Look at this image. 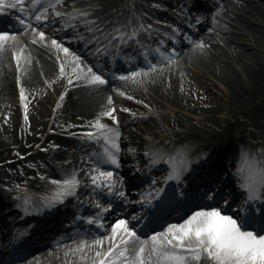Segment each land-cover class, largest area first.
I'll list each match as a JSON object with an SVG mask.
<instances>
[{
  "label": "bare ground",
  "instance_id": "bare-ground-1",
  "mask_svg": "<svg viewBox=\"0 0 264 264\" xmlns=\"http://www.w3.org/2000/svg\"><path fill=\"white\" fill-rule=\"evenodd\" d=\"M71 1L74 2V4L72 5L78 4L81 6L84 5L87 1H98L99 6L89 7L85 10V12L88 13L90 17H98L100 14L107 12V10L120 11V6L124 4V2H126V0ZM141 1L144 3L147 2L146 0ZM68 6H71V4H67V8H65V11H69ZM243 6L244 5H240L238 3V0L224 3L221 6L222 8L220 10H215L216 6L211 5L210 9L204 10L200 15V28L204 27L205 30L202 32L201 30L198 31L197 35H201L197 40L199 46L194 48L192 47V49H185L182 53L180 52V57L176 58L175 62L172 63L173 65L163 64L162 66H160V68L149 70V72L161 70L162 72L164 71V73H166V76L164 77L167 79L170 85L165 86L166 92L164 93L170 97L169 99H174L176 96V94H174L175 92H173L172 87H174L173 83L176 85L175 81H177V77L178 81L180 82L175 87H183V90H191L195 88V80L189 76V72L186 70H189L191 68L194 69L196 66H198L197 63L199 62L200 58L196 57L195 52L200 47L206 46V44L209 43L207 41L208 38L214 39L213 37H211L213 33L219 35L225 40H228L229 43L231 42V44L238 41L239 37H237L231 31H227L224 26H221L215 20H221L225 23H235L234 25H236V23L240 24L241 26H244V29H247L250 33L260 31L262 25L260 26V24L257 23L255 25L248 19H246L245 21L244 15L248 12V10ZM252 8H254L253 5ZM229 12H231L232 14L228 15ZM252 12L255 13L256 11L252 10ZM67 17L68 16L61 15L56 16L54 22L61 28V26L66 22L69 23L71 21H76L74 20V16H70V18ZM45 19L46 18H44L43 20L41 19L40 21H36V19H34V26L30 25L21 28L14 35L16 39L14 41H8L3 51H0V109H4V113L0 114V145L7 143H11L8 145H14V147L22 145V150H24L25 148L26 152L24 153L26 154L24 159L20 160V163H15L13 165L15 169H8L3 170L2 173L0 172V184L13 186L17 184H24L27 186H31L34 189L38 187L41 191L50 190V192H54L55 190H59L61 187L56 184L53 185L52 181H63L64 179L72 176H75L77 180L85 179L83 178V176H85L86 179H91L92 176H96L97 174L102 172V169L95 170L91 169V167H86L82 172H79V165L73 161L61 165L56 164L55 161L58 158L63 159L73 157L74 154L67 153V149L62 147V145L64 146V143H70L73 141V139L66 138L64 141H62L61 145H56L53 147L50 143V139L52 137L57 138V142H61V138L63 137L61 131L67 132L72 130H80L85 131L87 134L92 133L94 136L100 135L111 138V133L92 127V124H94L97 119H99L102 124L107 125L109 128L118 133L120 131V128L115 126L111 118L101 115L106 111L112 110L114 105L112 101V97L114 95L112 88L109 85L104 86V84L91 85V87H86L83 89L84 92L82 93V95H79L75 98L72 97V91H74V88L72 86H68L67 88H65L62 93H59L56 115L54 116V119H52L53 116L50 113V105L54 101H57V99L55 98V94H49L47 90L38 91L35 89L36 82L34 78L40 73L38 71L54 77L53 81L57 85L59 84V86H62L64 76L61 77L59 68L60 65L57 64V62L60 61V56H62V63L67 74H69V72L72 71V69L76 66L73 62V57H79L80 69H82L83 71L87 72V66L86 61L83 57H81V54L80 56H78V52L74 54L69 50V55H65V53L60 48L54 47L51 43L53 40H55L57 44L62 46V48L70 47L71 49L75 50V47H73V43H69L63 40L61 37L63 34L67 35L68 38L70 36H73V32L71 31V29L64 31L61 28L62 30L57 33L55 32V27L52 26V21L50 19ZM206 26L208 27V29L206 28ZM40 32L44 33L43 40H40L39 38ZM33 41H35V43ZM233 48L235 50V47ZM21 49L23 50L22 53L20 52ZM207 49L209 50L211 58H216L217 56L223 58L225 56L223 51L218 47L216 43H214V41L211 42L210 46L207 47ZM53 51L55 53H58V60L55 59ZM17 53H19L21 56L19 68L17 67L16 60ZM242 54L243 53L241 52H236L235 56L238 55L239 57ZM251 54L253 53H249L250 56ZM252 58L253 61H257V63L254 65V62L251 61V63L253 64L250 63L251 65H246L244 69L245 71L247 70L249 74H251L250 79L256 82V80L261 79V76H264V61L260 60L256 56V54H253ZM63 59L66 61V63L63 61ZM58 63H61V61ZM203 64H207L208 66H210L207 61H203ZM169 70L170 72L167 73L166 71ZM218 77L221 79L222 74ZM240 77H242V72L236 73L235 76L229 79V81L225 82L226 85H228L231 90H233V98L230 99V96L228 95V100L232 101L235 99H239L240 93L243 98V101L240 102V105L242 107L241 110H245V112L248 114V123L254 124L258 119L264 116V113H262V111L259 110L257 108V105L255 104L257 99L264 91V87L261 84L257 85L255 82L252 85H243L242 83L236 84ZM9 78H11V80H8ZM71 78L72 76L70 77V79ZM127 83L128 81L120 80L116 83V86L117 88L121 89ZM211 84L212 83H210V85ZM68 85L70 84L68 83ZM16 87L20 92L21 89L24 90V106L22 109V115L19 116V118H24L22 122L20 121V119L16 118V106L11 105V94L13 90L17 89ZM170 94L174 95V97H171ZM180 95L181 94L179 93V96ZM109 98H111V103H109ZM176 98L178 99V97ZM250 103H252V105H249ZM27 105H29L30 107L33 105V108L29 110L26 107L25 110V106ZM48 105L49 110L46 112ZM152 106L154 105L152 104ZM245 106H247V108L243 109V107ZM5 111L8 113L6 114ZM25 116H27V120L25 119ZM49 124L50 131L46 132L45 128H47ZM135 128L139 129L140 126H136ZM178 133L181 135L180 132ZM201 134L202 136H204L203 140L198 138L199 136H201ZM201 134L195 131L190 132L189 130L185 135L191 137L192 139L199 140V143H197V145L201 146L203 143L216 146L214 144L216 143L214 141L216 136L214 133L212 134L211 132H207L204 135L202 132ZM127 141L130 143L136 142V136L134 133H132V130L127 132ZM162 141V139H159L156 142L159 145V143H161ZM115 143L118 147L122 144L117 137H115ZM192 143H196V141L192 140ZM187 145L191 146L189 143H187ZM139 168L141 169L140 166ZM114 176L115 173L112 172V177ZM93 185L94 184L92 182L89 185V188H91ZM183 222L184 221L180 223ZM111 236L112 233L108 237ZM103 240L104 245L102 248L96 247L94 245V242H90L84 243L90 247H85L83 248V250H79L82 244L80 243L70 247H65L66 249L68 248V250H65V248H63L62 250L59 249L58 251L37 253L36 256L27 258L23 262L17 264H93L94 260L96 259V251H106L107 247H109L108 240ZM147 241H149L150 247V238H148ZM138 247L139 240L130 248V254L133 249H136ZM207 263L210 264V262L204 260L200 262V264Z\"/></svg>",
  "mask_w": 264,
  "mask_h": 264
},
{
  "label": "rangeland",
  "instance_id": "rangeland-1",
  "mask_svg": "<svg viewBox=\"0 0 264 264\" xmlns=\"http://www.w3.org/2000/svg\"><path fill=\"white\" fill-rule=\"evenodd\" d=\"M65 1L69 2V0ZM138 1L139 0H127L123 4V6H121L124 9L131 3H137L138 5H140ZM231 1L236 0H223V2L221 1V3L224 4ZM219 3H216L214 5L216 6L215 10H220L222 8L221 6L223 4ZM238 3L240 5H244L243 7H246V9L248 10V12L244 15L245 21L246 19H248L255 25L256 23L260 24V26L262 25L260 31L250 33L247 29H244V26H241L240 24L236 23V25H234L235 23L232 24L227 22L226 24L221 20H215L216 22H218V24L224 26L227 31H231L239 38L237 42L231 44V42L229 43L228 40H225L219 35L213 33L211 37H213L214 39L208 38L207 41L209 43H207L206 46H202L197 49V51L195 52L196 57L200 58L199 62L197 63L198 66H196L194 69L191 68L189 70H186L189 72V76L195 80L194 89L183 90V87H175L180 82L178 81L177 77V81H175L176 85L173 83L174 87H172L173 92H175L174 94H176V96L174 99H169L170 97L164 92H166L165 86H168L170 84L164 77L166 76V73H164V71L162 72L161 70H157L155 72H143L139 77L136 78L135 81L132 80V82L127 83L121 89L117 88L116 86H111L114 93L112 101L114 103L113 106L115 110V119H112V121L117 126L121 124L123 125V127H119L121 130L119 131L120 135H126V129L134 130L136 126H140L142 127V129L139 128V130H146L145 128H152L151 130L158 129L160 133H167L169 135L172 134L175 137H178L180 135L178 132L183 134V136H186L185 134L189 130L190 132H199V134L203 132L204 135L207 132H211L212 134L214 133L216 135L215 138L221 139L226 135L225 131L229 129L230 126L235 125L237 128H240V131L246 135L248 141L251 142L254 146H263L264 116L258 119L254 124H249L246 121L248 114L245 112V110H241L242 107L240 105V102L243 101L242 95L239 93V99H235L232 101L228 100L229 96L230 99L233 98V90H231V88L225 83L229 81L231 77L235 76L236 73L242 72V77H240L236 84L242 83L243 85H252L255 81H252L250 79L251 74H249L247 70L245 71L244 67L250 64L251 61H253V54H256V56L260 60L264 61V0H238ZM97 5L98 1H87L86 5H83L81 7L72 6L71 10L67 12L59 10L55 5H51L47 9V11L48 14L51 12L53 14H56L59 11L61 14L68 13L67 15H80V11L86 9V7H94ZM252 5L254 8H252ZM252 10L256 12L254 13L252 12ZM231 14V12L228 13V15ZM156 16L160 19H163V16L157 14ZM206 28L208 29L207 26ZM55 29L56 32H58L60 28L58 26H55ZM199 30H201L202 32L205 30V28L203 27ZM200 36L201 35H198L197 39L189 47V49L199 46L197 40L200 38ZM62 39L64 40V38ZM212 41H214V43H216L225 54L223 58L220 56L211 58L207 47L210 46ZM233 47H235V50ZM66 48L72 51L74 54L78 52L76 51V49L73 50L70 47ZM236 52H241L243 54L238 57V55L235 56ZM53 53L55 55V59L58 60V53H55L54 51ZM249 53L253 54H251L250 56ZM78 56H80L79 52ZM81 57H84V54L81 53ZM59 60L61 61V63H58L60 62L58 61L57 64L60 65V68L61 65H63L62 56H60ZM63 61L66 63L64 59ZM203 61H207L210 66H208L207 64H203ZM253 62L254 65L257 63V61ZM87 65L89 67L88 69H91L89 63ZM38 72L40 73L34 78L36 82L35 89L38 91L47 90L49 94H55V98L57 99V101H54L50 105V113L53 116L52 119H54V116L56 115L59 93H62L65 87H74V91H72V97L75 98L79 95H82L81 93L84 92L83 88H80L81 85L88 84L87 79L83 78V76L87 74V72L85 71L80 72L78 70L75 74L73 73V71H70L69 74H67L65 70L62 86H59V84L57 85L53 81L54 77H51L41 71ZM166 72L169 73L170 70ZM221 74L222 78L220 79L218 76H221ZM77 75H81L82 78L77 79ZM71 76L72 83L68 85V81ZM8 80H11V78H9ZM210 83L212 84L210 85ZM255 83L257 85L261 84L264 87V76H261V79L256 80ZM179 93L181 94L180 96ZM11 95V105L16 106V118L20 119V121L22 122L24 118H19V116L22 115V109L24 106L23 100L21 99V92L17 88L16 90L12 91ZM170 96L174 97V95L171 94ZM176 97H178V99ZM255 103L257 105V108L261 110L262 113H264V91ZM152 104L154 106H152ZM249 105H252V103H250ZM26 107L27 109L31 110L33 108V105L31 107L27 105L25 106V109ZM244 108H247V106L243 107V109ZM48 110L49 105L46 112ZM3 113L4 109H0V114ZM5 113L7 114L8 112L5 111ZM50 124L47 128H45L46 132L50 131ZM72 133L73 132H69L68 134L72 135ZM142 137L143 135H141L140 132L137 137V142L141 141ZM72 138L75 139L74 134ZM120 139L122 140L123 138ZM186 139L188 138L186 137ZM50 143L52 146H54V144H57V138L52 137L50 139ZM8 144L11 143L0 145L1 173L3 170L15 169L13 165L15 163H20V160L24 159V157L26 156V154H24L26 153L25 148L24 150H22V145L14 147V145L9 146ZM68 146L69 145L66 144L65 148L69 151H72L73 149H70ZM1 186V191H12L14 189H17L18 187H22L23 185L17 184L16 186L12 187L13 185L0 184V188Z\"/></svg>",
  "mask_w": 264,
  "mask_h": 264
},
{
  "label": "snow or ice",
  "instance_id": "snow-or-ice-1",
  "mask_svg": "<svg viewBox=\"0 0 264 264\" xmlns=\"http://www.w3.org/2000/svg\"><path fill=\"white\" fill-rule=\"evenodd\" d=\"M33 6L40 3V0H28ZM60 3L61 0H55ZM24 0H12L11 3H5V0H0V11L7 8H16L18 5L23 6ZM54 6V5H53ZM47 9H45L46 13ZM43 13L36 15V21H40ZM57 16L61 13L57 12ZM80 15H87L80 13ZM21 23H24L21 20ZM30 26V25H29ZM40 40L44 39V33H39ZM15 36L0 33V51H3L8 41H14ZM35 43V41H33ZM52 45L60 48L65 55H69L67 48H62L53 40ZM22 49L20 52L22 53ZM21 56L16 54L17 67L19 68ZM75 67L72 69L73 73H77L80 69L79 57H73ZM60 73L63 76L65 73L64 65L60 67ZM133 75H138L134 73ZM77 79H81V75H77ZM87 79L90 85H102L106 81L99 75L87 70V74L83 76ZM127 79V77H121ZM69 84L72 80L69 79ZM130 98V97H129ZM21 99H24V90L21 89ZM109 98V103H111ZM26 110V109H25ZM115 110H109L102 113V116H107L115 119L112 113ZM27 120V116H25ZM92 127L99 130L111 133V138L105 139L111 143L113 149L118 150L115 143V137L119 133L102 124L99 119L92 124ZM90 138L92 133L87 134ZM110 162L117 164V160L111 153L108 154ZM245 159L247 157L245 156ZM111 172H100L99 177H104L110 181ZM256 175H249L245 178L244 187L248 192L247 200L253 201L260 199L258 194L261 188H264V168H261ZM171 178H179L175 174ZM93 184H97L98 177H91ZM53 184L62 185V191L56 194L54 200H60L64 195H74V190L78 186L79 181L75 176L64 179L63 181H52ZM123 196V193H120ZM27 203V201H26ZM92 221H89L91 223ZM247 221L240 222L236 218L222 214L219 209L200 210L193 213L190 217L180 224L168 225L166 230L150 237L149 241L139 240L136 232L128 227L125 220L118 221L112 227V236L108 237L109 247L107 251H96L93 264H200L202 260L210 262V264H264V234H259L248 230L245 227ZM123 233V235H119ZM118 240V242H117ZM139 240V247L133 249L130 254L129 245ZM96 247L102 248L104 245L103 239L94 241ZM85 247H90L84 243L81 244L79 250Z\"/></svg>",
  "mask_w": 264,
  "mask_h": 264
}]
</instances>
